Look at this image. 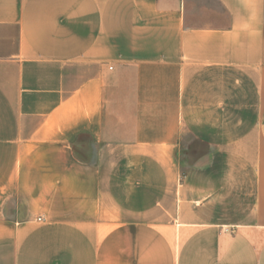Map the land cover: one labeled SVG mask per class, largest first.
<instances>
[{"label":"crops","instance_id":"1","mask_svg":"<svg viewBox=\"0 0 264 264\" xmlns=\"http://www.w3.org/2000/svg\"><path fill=\"white\" fill-rule=\"evenodd\" d=\"M0 264H264V0H0Z\"/></svg>","mask_w":264,"mask_h":264}]
</instances>
